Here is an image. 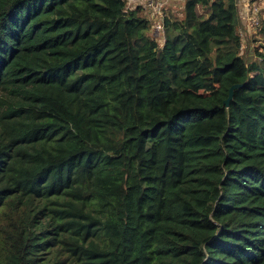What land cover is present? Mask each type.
Listing matches in <instances>:
<instances>
[{"label": "trees", "instance_id": "1", "mask_svg": "<svg viewBox=\"0 0 264 264\" xmlns=\"http://www.w3.org/2000/svg\"><path fill=\"white\" fill-rule=\"evenodd\" d=\"M259 1L0 0V264H264Z\"/></svg>", "mask_w": 264, "mask_h": 264}, {"label": "rangeland", "instance_id": "2", "mask_svg": "<svg viewBox=\"0 0 264 264\" xmlns=\"http://www.w3.org/2000/svg\"><path fill=\"white\" fill-rule=\"evenodd\" d=\"M184 1L185 0H178L175 3H181ZM242 2L243 1H239V4H241ZM256 6H258V8L260 9L261 20L264 21V0H260L256 4ZM251 8H252V5L251 6L248 5L247 7L246 6L244 7L243 5L241 7L238 30H239V33L242 34V36L245 39L244 45H242V55L245 57L247 56L249 61H252V60L259 61L260 59H258L257 54L264 52V34L261 32L260 27H255L258 21L257 12H252ZM144 9L147 11L149 20L153 19L152 11H150V9H146V8ZM181 10H182L181 6L180 7L175 6L169 9L167 8L166 12L169 14V16L171 14L176 16L178 12H181ZM198 12L202 14L204 17L206 16V13H207L206 10L201 9V8L198 9ZM160 16L162 17L163 15H160ZM177 18L180 19L181 17H177ZM241 20L244 21L245 23L244 24L241 23ZM151 33L154 37L159 39L160 43L164 41L163 30L159 32L160 33L159 37L155 36L159 34L156 32L155 27H153V29L151 30Z\"/></svg>", "mask_w": 264, "mask_h": 264}, {"label": "built area", "instance_id": "3", "mask_svg": "<svg viewBox=\"0 0 264 264\" xmlns=\"http://www.w3.org/2000/svg\"><path fill=\"white\" fill-rule=\"evenodd\" d=\"M129 6L137 7L141 6L142 8L150 9L153 13L154 24L153 27L156 28V32L159 33L163 30V19L165 17V10L169 7L172 2L178 0H127ZM160 15H163L162 17ZM155 35V34H154ZM155 36H160V33Z\"/></svg>", "mask_w": 264, "mask_h": 264}, {"label": "water", "instance_id": "4", "mask_svg": "<svg viewBox=\"0 0 264 264\" xmlns=\"http://www.w3.org/2000/svg\"><path fill=\"white\" fill-rule=\"evenodd\" d=\"M248 83H249V79H247L245 83H242V84H234V85L230 88V90H229V96H228L227 100H225V102H224V104H225L226 107H229V106H230V103H231V101L233 100V97H234L235 91L238 90V89L243 88V87L246 86Z\"/></svg>", "mask_w": 264, "mask_h": 264}]
</instances>
